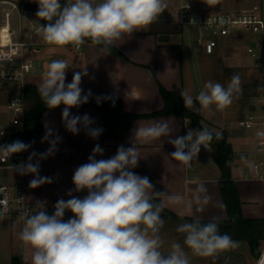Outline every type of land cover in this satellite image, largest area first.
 Returning a JSON list of instances; mask_svg holds the SVG:
<instances>
[{"label": "clouds", "instance_id": "obj_1", "mask_svg": "<svg viewBox=\"0 0 264 264\" xmlns=\"http://www.w3.org/2000/svg\"><path fill=\"white\" fill-rule=\"evenodd\" d=\"M37 33L42 39L58 47L71 46L76 51L90 41L94 45L109 48L124 35L146 29L152 25L167 8L165 0H35ZM46 23L41 24L40 21ZM69 69L65 60H53L43 74L37 91L48 109L63 105L62 122L73 135L81 129L96 140L103 129L92 127L94 120L88 115H73L72 108L88 103L92 93L81 87L82 77L87 70L74 71L70 83H66ZM239 74H233L225 84L207 81L195 96L182 90L180 96L186 109L198 103L200 110L215 105L217 110L227 108L236 94L242 91ZM97 102L100 98L97 97ZM131 141L142 143L161 141L167 138L175 151L170 157L190 166L201 148L214 138L207 127L189 129L185 135L175 136V129L168 121H157L148 126L132 130ZM0 135H3L0 132ZM264 137V132H258ZM219 138L218 136L216 137ZM61 138L50 127H46L42 141L49 143L43 153L32 151L27 162L13 166L20 175L33 176L31 188L51 183L50 177L40 176V161L53 156L58 150ZM130 147L123 145L107 159L103 148L96 144L88 156V162L78 166L73 173L74 187L67 192L69 199H58L54 212L49 214L46 204L32 214H26L18 238L24 249V264H191L190 253L199 257H216L220 252L235 249L238 242L227 233L220 232V221L200 220L184 222L176 232L183 234V243L173 242L170 250L161 251L163 240L159 235L164 225L161 213L162 202L156 198L163 195L147 176L136 174L133 169L140 160L134 142ZM31 143L19 139L0 145V160L10 159L13 154L28 151ZM35 158V162H33ZM197 193H206L199 184ZM73 192H86L82 198ZM209 197L205 195L206 204ZM171 203H179L182 197L171 195ZM197 202L200 196H196ZM66 212L72 216L64 219ZM3 213L0 212V215ZM187 249V251H186ZM258 264H264V250L260 251Z\"/></svg>", "mask_w": 264, "mask_h": 264}, {"label": "crops", "instance_id": "obj_2", "mask_svg": "<svg viewBox=\"0 0 264 264\" xmlns=\"http://www.w3.org/2000/svg\"><path fill=\"white\" fill-rule=\"evenodd\" d=\"M15 1L37 4L35 0ZM165 3L167 7L172 4L170 0H165ZM254 3L242 2L238 6H229L228 9L247 8ZM166 15L167 8L146 29L124 35L122 39L111 45L120 50L125 58L110 53L99 45L87 42L79 51L71 46L61 48L46 43L40 36L35 49L25 53V56L30 57L33 62V67L25 78L26 85L37 90L42 83L46 66L53 60H65L69 66L66 72V83L71 82L74 71L87 70L88 74L82 77L81 87L85 93L91 90L92 95L88 104H104L118 99L121 101L123 112L148 115L161 110L164 106L160 86L169 91L186 89L195 96L209 80L226 85L233 74H239L240 78L245 80L255 78L251 69L255 66L244 54V45L253 35L245 28L237 30L228 38H223L222 42H218L213 53H206L195 43L194 29L179 30V26L169 21ZM174 47L181 49L180 58ZM262 52L264 62V47ZM261 68L264 71V64ZM253 95L254 93L241 91L234 96L231 105L223 110H217L215 105L209 109L200 110L198 103L190 110L201 116L202 124L207 128L216 133L225 132L234 152L230 162L231 181L237 192L241 215L246 219H262L264 218V166L256 173L253 171V165L257 162H247L240 158V155L248 158L250 155L261 152H258L256 148L255 129L243 128L239 125V121L249 112H258L256 103L261 100L263 110L257 117L264 122V80L260 96ZM97 97L100 98L99 103ZM28 105L29 102L26 101V106ZM63 107L49 109L42 114L41 136L24 139V142L32 144V147L25 152L24 162H27L32 151L43 153L49 148L47 141L41 142L46 127L52 128L61 138L55 154L40 161L39 174L42 177H50L51 183L31 188L29 185L33 176L21 175L24 180L25 196L29 202L52 203L61 198L69 199L67 192L74 187L72 183L74 170L88 162V156L96 144L104 150L103 155H98L96 158L107 159L116 153L119 146H131L134 128L166 120L175 129L174 137L185 135L189 129H192L187 119L176 115H160L133 119L125 136H104L101 109L86 105L72 108L73 115L88 114L94 120L92 127L103 129L99 138L94 140L83 129L76 135L65 129L61 118ZM131 142L136 144L140 157L138 166L133 171L140 176L149 177L155 185V190L163 193L157 198L167 209L192 220L210 221L228 218L221 192V173L208 144L207 148H201L190 166H185L170 157L175 149L167 142V138H162V142L142 143L136 140ZM14 180L11 176L0 183H13ZM199 184L204 185L206 193H197ZM86 194V192H73L74 196L81 198ZM171 195H179L182 200L179 203H171L168 200ZM197 195L200 196L199 202L196 200ZM205 195L209 197L206 204L203 202ZM0 222L11 240L8 244L10 250L6 255L11 261L13 256H22L24 252L18 238L21 227L12 216Z\"/></svg>", "mask_w": 264, "mask_h": 264}, {"label": "built area", "instance_id": "obj_3", "mask_svg": "<svg viewBox=\"0 0 264 264\" xmlns=\"http://www.w3.org/2000/svg\"><path fill=\"white\" fill-rule=\"evenodd\" d=\"M167 7V19L183 29L196 31L195 43L206 53H213L218 44L217 37L228 38L238 30L247 27L254 37L264 35V17L259 4L235 10L201 11L190 0H170ZM37 17L15 0H0V86L6 87L8 100L0 112V145L11 143L17 139L24 127V117L27 110L25 99V78L33 67V62L25 56V48L34 50L37 39ZM41 24H44L40 22ZM24 25L28 29V42L23 39ZM255 39L256 47L263 45ZM255 67H262L263 57L255 52V47L249 46ZM246 129H255L257 137L256 148L264 152V137H258V132H264V122L257 116L247 113L239 121ZM25 152L13 154L10 159L0 160V169H14L13 166L24 162ZM264 166L263 161L253 165V171L258 172ZM45 203L49 214L54 212V204ZM38 203L29 202L25 196L24 180L17 177L13 183H0V212L2 215L14 217L22 229L26 214L38 210ZM72 216L66 212L64 219ZM261 250H264V244ZM260 254L254 264H258Z\"/></svg>", "mask_w": 264, "mask_h": 264}, {"label": "trees", "instance_id": "obj_4", "mask_svg": "<svg viewBox=\"0 0 264 264\" xmlns=\"http://www.w3.org/2000/svg\"><path fill=\"white\" fill-rule=\"evenodd\" d=\"M20 5L31 10L34 15H36V12L38 10L37 4H29L21 1ZM40 22L46 23L42 20ZM182 29L183 28L179 27V30ZM86 42L91 43L90 41ZM261 43L262 45H264V35L262 37ZM99 46L103 47L102 45ZM174 48L176 54L180 58L181 49L179 47ZM106 50H108L110 53H115L125 58V55L120 50L112 46H110ZM181 91V89L169 91L160 86V92L164 100V106L161 110L148 115H133L123 112L121 101L118 99H113L104 104L86 103L83 105L96 107L102 110L104 136H125L133 119L139 117H154L160 115H176L182 117L183 119H187L192 129L206 127L202 124L201 116L198 113L184 107L183 100L180 96ZM25 99L29 102V105L24 117V127L18 134V136L24 139L39 137L42 135V125L40 123V117L49 109L41 101L38 91L28 85H26L25 87ZM213 133L214 138L211 142L208 143V145L211 148L214 161L221 173V192L228 213V218L226 220H219L220 232L222 234H229L233 240L246 242L251 256L256 260L261 251L260 242L261 240H264V218L246 219L241 215L237 192L235 191L231 181L230 162L232 161L234 156L232 145L228 141L225 132L216 133L213 131ZM217 136L219 137L218 139L216 138ZM156 202L161 201L160 199L156 198ZM161 216L166 221H192L191 218L177 215L176 213L167 209L165 206L161 213ZM201 222L206 223L208 221ZM9 264H23L22 256H13Z\"/></svg>", "mask_w": 264, "mask_h": 264}, {"label": "rangeland", "instance_id": "obj_5", "mask_svg": "<svg viewBox=\"0 0 264 264\" xmlns=\"http://www.w3.org/2000/svg\"><path fill=\"white\" fill-rule=\"evenodd\" d=\"M197 9L201 11H210V10H229V6H238L242 2L245 3H254L260 4L261 6V11L264 16V0H190ZM255 4V3H254ZM247 30L249 33V29L247 27H243ZM238 30V28H237ZM28 29L24 25V36L23 39L28 42L29 36H28ZM252 35V34H251ZM262 36L260 37H254L252 36L251 39L244 45V54L247 55L250 59L251 62L254 64L253 57L251 56L250 53L247 52V48L249 46L255 47V52L258 55H261L262 50L261 47H256L255 44V38L260 40L262 42ZM218 42H222L223 38L217 37ZM264 47V45H263ZM25 53H28V48H25ZM30 58V57H27ZM34 60V59H33ZM255 78L253 80H245L244 78H241V87L242 91L244 93H254L253 96L258 97L260 96V92L262 91V84L264 80V71L261 67H251ZM246 83H249V85H246ZM251 84V85H250ZM7 91L6 87L0 86V112L3 111L5 104L8 100L7 96ZM256 106L258 107V112H249L254 116H258V114L262 113L263 110V103L262 101L258 100L256 103ZM254 129V128H253ZM245 156L240 155V158L246 160L247 162H259L263 161L264 162V152L250 155L248 158H244ZM262 168V167H261ZM260 168V169H261ZM259 169V170H260ZM13 176L14 179L17 177H22L20 174H17L15 170L12 169H0V181H4L7 178ZM9 216H3L0 215V221L3 219L5 220ZM188 222L187 220H164V225L160 230L159 235L161 236V239L163 240V247L161 251H168L170 250V246L173 242H180L181 244L183 243V234L176 232V228L178 225ZM10 237L9 234L7 235V232H5L3 225L0 222V263H6L10 262L9 258L6 257L8 254V251L10 250L8 248V244L10 243ZM237 241V240H235ZM238 242V247L235 249H230L226 250L223 252H220L216 257H199V256H194L190 255V261L191 264H253L255 261V258L251 256L250 250L244 241H237ZM264 244V240H261L260 242V250L262 249ZM187 251V249H186Z\"/></svg>", "mask_w": 264, "mask_h": 264}]
</instances>
